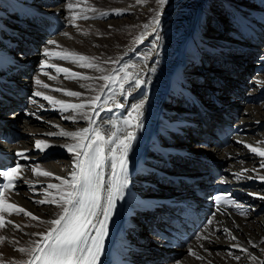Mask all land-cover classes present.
I'll return each mask as SVG.
<instances>
[{
  "label": "bare ground",
  "instance_id": "1",
  "mask_svg": "<svg viewBox=\"0 0 264 264\" xmlns=\"http://www.w3.org/2000/svg\"><path fill=\"white\" fill-rule=\"evenodd\" d=\"M58 1L59 0H0V86L5 91L14 92L13 86H9L7 82L13 84L19 81L18 77L21 75L16 74L18 69L16 67L19 65L18 58L20 61H23V64L28 63V60H24L23 58H29L30 62L35 60L39 61L36 67L30 66L26 69V72L31 73L29 76L33 75L32 78H27L28 81L25 77L20 79L22 82H30V86L33 87L30 93L28 87L25 86L26 93L22 95V98L27 99V105L17 107L18 110H13L14 112L12 111V113L8 114V117H16L12 123H16V121L20 120L19 123L16 124H18L19 128H22L23 138L21 140H19L20 136L14 138L13 141L15 143L5 147V150L15 156L17 151L28 149L27 155L30 159L19 160L21 164H39L41 169L53 172L54 176L68 178L70 172L73 170L74 154L69 153L62 145L74 143V141L58 135L44 136V133H56L61 129L68 132L78 131L88 127V121L79 118V116H77L75 122L70 119H64L63 117L73 115V113L71 111L67 113L61 112L57 110L58 106L54 109L48 101L44 100L42 97L33 96V93L40 91L45 95L53 96L55 99L70 103H80L82 100L97 95L96 89H99L104 83L98 79L71 80V82H67V79L64 78V73L57 74L51 68H46L45 71L49 72L51 75H57L58 78L56 80L48 79V77H45L40 71L41 61L45 60V57L42 55L45 48H49L52 51L67 49L89 57H97L98 63L105 70L104 73H99L94 69L78 67L68 61H61L58 59L50 60V63L69 68L71 71L80 73L81 75L99 77L102 74L113 72L115 69L126 67L129 73L137 75L139 79L144 81L139 87H136L134 83L125 84L123 95L117 91L115 97L116 103L122 104L123 107H116L113 103L109 102L107 108H110L111 111H100L97 109L99 115H94L93 119L97 125L104 127L107 133V131L111 130L110 126L112 122L119 124L123 119L127 118L129 112L137 103L143 102L141 117L143 126L136 130V138L127 156V167L129 178L128 187H136V184H140L141 189L146 191H152V189L146 187L147 185L143 183L144 179L147 178L146 175L150 176L151 174L145 173V170L142 168L141 160H157L159 164L148 161V165L153 169L161 166L162 160L157 156L167 151L170 145L176 144V139L178 137L177 132L183 130L182 127H184L183 121L195 115V109L192 108L186 111L183 105H181L188 103L186 102L188 96L181 90L180 86L188 93L193 91L201 101L209 104L202 89L198 90L194 88L195 81L190 80L191 75L189 73L191 71L188 70L190 62L193 61V59H196V64L198 61L197 58L205 59L201 49L203 45L206 46L205 49H207V52L209 51L208 49L211 48H220L225 53L230 52L229 54H231V56L234 52L230 50L239 51L236 54L239 55L240 53H249L252 47L255 48V55L260 60L261 66L258 70L251 71V82L254 83L253 86L258 91L264 90V84H257V81L264 82V19L258 14H255L251 19L246 18L242 16L240 12H236V9V11H232V14L230 12L231 8H233L232 6H234L233 4L239 6L247 4L245 7L250 10L257 9L252 5V2L250 3L251 0L174 1L176 8H173L170 13L165 15V18L169 17L166 19V25L164 26V22L161 19L160 25L155 31L150 29L146 32L153 33L155 38L154 41H151V35L148 37L144 35V38L148 39L143 45L138 47V54H131L133 58H136L135 61L132 59V56L127 54V48H132L135 41H137V37L135 36L139 34L143 22L145 21L142 17L143 14L149 12L150 0H147L143 8L136 3L124 7L128 9L127 18L123 17V19L121 18L117 21L108 22L100 21V19H95V21L94 19H89L85 21L84 24L90 26L101 24L104 30L103 34L86 31L83 27L81 28L83 23L80 22L76 24L79 30L77 27L71 26L69 18L70 13L66 8L67 0L64 6L61 5V7L58 4L54 5V3ZM240 1H243L245 4L240 3ZM256 1L262 5V9H264V0ZM45 3L48 4L47 7ZM214 3L219 5V7L227 8L230 12V22L234 25V27L230 29L224 25L219 26V29L224 31V33L220 31L221 34L217 37L213 34H207L211 32L207 31L211 21L210 15H216L211 12L209 4L212 5ZM40 4H44L43 6H45V8H42ZM217 10L220 9L216 8L214 12ZM103 11L109 12L111 10L107 9ZM209 12H211L210 15ZM234 13L237 17L234 16ZM93 15H95V13ZM108 17L109 15L106 18ZM50 19H54L53 23L66 25V27L59 31L54 37L48 34L50 22H47V20ZM222 20L224 21L225 19ZM216 21L215 24H218V19ZM42 26L48 27V29L45 30L44 28L43 30ZM109 26L112 27L110 28ZM258 29L261 30L260 38L255 33ZM112 30H114L113 33L119 31L120 34H126L124 37L126 41L124 39L108 37L107 32L110 33ZM64 32L69 33L70 38L62 35ZM83 32H88L89 35L85 36ZM19 35H23L21 39L18 38ZM25 36L27 39L23 40ZM131 36L133 37L132 39ZM31 40L38 46L37 53H26ZM49 40L57 41L60 47L57 48L54 45H49L47 43ZM259 42L262 43V45H253ZM12 43H14V48L9 47V44L11 45ZM228 43L230 44L228 45ZM214 45L215 47H211ZM145 48H147V56L144 59ZM140 49H143V51ZM21 51L25 53H22V55L17 54ZM138 58L141 62H137ZM125 60L127 63H125ZM105 61L108 62L105 63ZM113 61H117V63H113ZM200 64H203V62ZM34 71L35 73L33 74ZM202 75H206V77H204V79H206L205 81H208V79L212 80V76H214L213 74L207 75V72H202L198 76L203 79ZM43 76L46 79H41ZM196 76L197 75H195V77ZM37 78L43 83L48 84L50 88L45 89L36 85L35 80ZM242 83L246 85V81ZM81 84H90L93 85V88H84L81 87ZM55 88L76 91L83 95L81 98L68 97L63 95L62 92L50 90ZM237 89L242 91L240 86L237 87ZM110 93L111 89L106 88L104 89L103 95H108ZM29 94L30 96H28ZM172 94H174V98H169L173 96ZM8 98L10 97L6 93L0 92V101ZM171 103H174V105ZM17 105L18 104H12V106ZM234 107L235 110L238 111V115L243 116L239 122L247 124L246 128L258 130L260 125L264 123V103L260 105L238 104L234 105ZM3 108L0 107V113ZM27 113H35V115H28ZM196 113L198 117V112L196 111ZM55 114L60 117L54 118ZM18 116L20 118H18ZM37 116L40 117V119H37ZM41 122L42 125H40ZM54 125H58L59 127H54ZM36 139L46 140L53 146L45 152H38L34 149V142ZM238 140L257 146L258 141L264 142V128L253 135L248 132L245 135L239 136L235 138L226 149L222 151L212 150L210 151V155L228 163L225 179L229 177L238 183L236 188V192H238L237 200L242 205L248 207L249 211L247 215H240L234 210H230V212L222 211L223 214L226 213L225 216L221 215V218L212 217L211 220H213V224L206 225L198 234L207 236V240L198 241L194 239L189 245L190 247L187 246L181 249L174 258L165 264H252L251 260L245 259V253L239 248L230 246L236 243L247 248L249 253L256 255L261 261H264V251H262L264 250V243H262V241H264V210H259L264 205V199H260L258 195H249V193L264 195V182L260 181L258 178L259 175H264V169L260 168L262 158L251 153L243 144L237 143ZM259 146L264 147V143H260ZM167 154L172 155V151H168ZM50 156H52L51 160ZM57 156L59 158L54 160ZM14 159L15 161L18 160V158ZM242 169H255L256 171L254 172L250 171L245 173L246 176H252L254 178L237 181L232 174L240 172ZM106 172L107 175L105 176V180L107 181L110 178V168L107 165ZM24 177L25 179L16 181L15 192L12 194L6 192V196L9 197L11 203L23 207L40 219L33 221L30 217H25L23 214L19 216L21 218L15 215L6 216L7 220H11L16 225H19L20 229L15 230L11 228V226L6 229H0V236L6 237L5 241L0 242V261H2L3 264H20V262L27 260V255L20 253L18 249L20 247H27L32 240L39 239V237L32 236L31 233L45 232L49 225L43 224L40 221L53 219L60 211V209L53 204H37L35 202L45 198L44 193L47 184H59L58 180L54 177L34 176L32 172L27 169L24 171ZM157 178L159 179V177ZM49 191L55 193L56 190L53 189ZM245 196L247 199L243 200ZM136 211L138 213L140 209ZM110 223H112L113 226L108 236L107 249L99 264H120V261H109L105 258L107 250L110 248L118 249L122 254H132V249L129 244H127V240L130 241L134 247L135 244H140V238L135 235L131 228V226L134 225L140 226V222L136 224L132 222L124 223L120 220L119 213H116L113 218H111ZM225 227L237 237L236 241H231L227 234L222 232ZM205 228H207V231H205ZM119 230H121L122 233L116 236L115 232ZM8 241L15 242L9 243ZM249 241H252V244H249ZM253 244L257 245V247H253ZM185 249L188 250V253L189 249H193L200 256H203L204 259L200 260L192 255H188ZM230 253L240 255L241 260L237 262L234 258H231L232 256L229 255Z\"/></svg>",
  "mask_w": 264,
  "mask_h": 264
},
{
  "label": "snow or ice",
  "instance_id": "2",
  "mask_svg": "<svg viewBox=\"0 0 264 264\" xmlns=\"http://www.w3.org/2000/svg\"><path fill=\"white\" fill-rule=\"evenodd\" d=\"M159 6L167 4L168 0H156ZM136 4L143 5L147 0H135ZM66 8L70 13V23L73 27H77L75 21L77 19H103L110 13L100 11L87 0H67ZM79 9V11H77ZM95 13L89 16L88 13ZM115 15H122L121 10H113ZM161 11H155L151 24H144L142 27L148 29L152 27L155 31L160 24ZM111 28V26H109ZM62 35L69 37V33L64 32ZM83 35H89L88 32H83ZM70 38V37H69ZM137 41L143 39V35L136 38ZM49 45L60 47L57 41H47ZM42 55L45 60L41 61L40 71L50 80H56L57 75H51L45 71L46 68H51L55 73H64V78L67 80H101L104 83L99 89H96L97 95L92 96L80 103H70L64 100L55 99L51 95H45L43 92L36 91L33 93L35 97H42L61 112L71 111L73 115L63 117L70 119L73 122L79 118L88 121V127L78 131L68 132L61 129L56 133H46L47 136H61L74 141V143L62 145L69 153H73V170L68 178L54 176V173L48 170L41 169L39 164L24 165L19 163V160H29L27 155L28 149L17 151L15 156L18 158L14 166L7 169H0V179L5 182L0 183V229H6L9 226L15 230H19L20 226L13 221L7 220L6 216L21 215L30 217L31 220H39L40 218L33 213L27 211L17 204L11 203L6 192L12 194L15 192V184L17 180L25 179L24 171L30 170L37 177H54L59 181V184L49 183L46 186L44 199L35 201L37 204H53L60 211L55 218L47 221H40L43 224L49 225L45 232L31 233L32 236L39 239L32 240L27 247H20L18 251L27 255L28 259L20 262V264H98L104 247V239L107 235V222L112 216L116 207V201L124 198V190L129 186L127 156L131 149L132 143L136 138V130L143 126L142 108L143 102L137 103L129 112L127 118L117 124L111 123V130L105 132V128L97 125L93 116H98L100 111L108 110L109 102L116 107H123L122 104L116 103L115 97L117 91L123 95L125 84L134 83L139 87L144 83L137 75L129 73L126 67L115 69L108 74H102L99 77H89L80 73L71 71L69 68L60 67L55 63H50L52 59L68 61L78 67L85 69H94L96 72L104 73V69L98 63L97 57H89L79 54L74 51L63 49L61 51H52L49 48L43 50ZM108 61H105L107 63ZM117 63V61H113ZM36 85L45 89L50 86L43 83L39 78L35 80ZM257 84L264 82L257 81ZM116 86V87H113ZM81 87L92 89L93 85L81 84ZM111 89V93L103 95L104 89ZM51 91L62 92L68 97L81 98L82 93L65 90L60 88L50 89ZM35 102V101H33ZM87 109V111H86ZM35 115V113H27ZM40 119V117H36ZM54 127H59L54 125ZM243 144L251 153L261 157L260 168L264 169V147L253 146L245 141H237ZM53 145L46 140L36 139L34 149L38 152H45ZM110 168V178L106 181L104 175L105 166ZM254 172L255 169H242L240 172L233 173L234 178L239 181L242 179H251L252 176H246L245 173ZM259 180L264 182V175L258 176ZM56 190L55 193L49 190ZM34 190V188H33ZM249 195H258L260 199H264V195L249 193ZM217 211L220 205L232 206L237 213L246 216L244 206L236 201L229 199L227 196H216ZM103 219H100V217ZM208 225L213 224V220L207 221ZM207 231V228H205ZM223 232L227 234L231 241H236L237 237L232 234L228 228H223ZM6 237L0 236V242L5 241ZM196 239L207 240V236L197 235ZM14 243L15 241H8ZM252 244V241L248 242ZM264 243V241H262ZM202 246V245H201ZM231 247L239 248L245 253V259L251 260L252 264H264L256 255L248 252L247 248L242 247L239 243L231 244ZM253 247L257 245L253 244ZM264 251V250H262ZM189 254L196 259L203 260L193 249H189ZM235 260H241L240 255L229 254ZM0 264H3L0 261Z\"/></svg>",
  "mask_w": 264,
  "mask_h": 264
},
{
  "label": "rangeland",
  "instance_id": "3",
  "mask_svg": "<svg viewBox=\"0 0 264 264\" xmlns=\"http://www.w3.org/2000/svg\"><path fill=\"white\" fill-rule=\"evenodd\" d=\"M176 1H178V0H168V2H167V4L166 5H164V6H159L158 4H157V2H156V0H150V2H149V12H147V13H144L143 14V19H145V21L143 22V25L144 24H151V21H152V19H153V15H154V13H155V11H157V10H160L161 11V16H160V22H161V19H162V21L164 22V26L166 25L165 23H166V19H168V18H165V15L166 14H168V13H170L171 11H172V9L174 8H176V5H174L175 4V2ZM244 1H248V0H244ZM250 1V0H249ZM66 2V0H59L58 2H56V3H54V5L55 4H58L60 7H61V5H63L64 6V3ZM93 2H95V3H93ZM252 2V5L253 6H255L257 9H253V10H250L249 8H247V7H245V5H247V4H245L243 1H240V3H244L245 5L244 6H239V5H236V4H233L234 6H232L233 8H231V10H230V12H231V14H232V11L233 10H235L236 12H240V14L242 15V16H244V17H246V18H253L254 16H255V14H258L260 17H262L263 19H264V9H262V5H260L256 0L254 1V0H251L250 1V3ZM87 3H89V4H91L92 6H94L96 9H98V10H100V11H103V10H111V11H109V17L108 18H103V19H100V21H105V22H108V21H117L118 19H123V17H125V18H127L126 16H127V11H128V9L127 8H124V7H127V6H130V5H133V4H135V0H87ZM248 3V2H247ZM146 4V3H145ZM211 4V3H210ZM209 4V8L211 7V12H213V13H215L216 15H210V13L211 12H209V15L211 16V21H210V23H209V27L207 28V31H211V32H208L207 34H213L214 36H218L219 34H221V33H224V31H222V30H220L219 29V26H221V25H224L225 27H228L229 29L231 28V27H234V25L233 24H231V22H230V18H229V16H230V12L227 10V8L226 7H219V5H217L216 3H214V4H212V5H210ZM44 4H40V6L42 7V8H45V6H43ZM45 5H46V7L48 6V4H46L45 3ZM141 7L143 8V7H145V5L143 4V5H141ZM218 8V9H220V10H217V11H215L214 12V9H216V8ZM254 7V8H255ZM260 10H259V9ZM113 10H121L122 11V13H123V15H115L114 13H113ZM43 12H46V11H44V10H42ZM77 11H79V9H77ZM123 11H125V12H123ZM257 11H259V12H257ZM90 13V14H89ZM88 13V15L89 16H91V15H93L94 13H91V12H89ZM221 13V14H220ZM13 14H15V13H13ZM225 15V16H224ZM248 15V16H247ZM209 16V17H210ZM234 16H235V13H234ZM259 16H257V17H259ZM235 17H237V16H235ZM69 18H70V14H69ZM218 19V24H215ZM222 19H225L224 21L222 20ZM85 21L86 20H82V19H77L76 21H75V23L77 24L78 22H80V23H83L82 25H81V28L83 27V29H85L86 31H91V32H96V33H98V34H103L104 33V30H103V28L101 27V24H99V25H93V26H90V25H85L84 23H85ZM94 21H95V19H94ZM230 23V24H229ZM263 23H264V21H263ZM160 25V24H159ZM218 25V26H217ZM70 26V25H69ZM71 26H72V24H71ZM164 26H163V29H164ZM112 27V26H111ZM150 29H152V27H149L148 29H144L143 27L141 28V30L139 31V34H137L135 37H139V36H141V33H142V35H143V39L142 40H140V41H135V43H134V48L132 47V48H127L128 49V52H127V54H129L130 56H132V55H134V54H132V53H136V54H138V47L139 46H141V45H143V43L148 39H145L144 38V35H146L147 37L148 36H150L151 35V41H154V35H153V33L152 32H149V33H146L148 30H150ZM113 31L114 30H112V32H107V36L108 37H112V38H118V39H124V37H125V35L126 34H120V32L119 31H115L114 33H113ZM212 31H214V32H212ZM220 31H221V33H220ZM118 32V33H117ZM255 33H256V35L260 38L261 37V35H260V33H261V30L260 29H258L257 31H255ZM97 35V34H96ZM117 36V37H116ZM229 37H231V36H229ZM133 37L131 36V39H132ZM150 38V37H149ZM145 39V40H144ZM234 39V38H233ZM125 41H126V39H124ZM235 40V39H234ZM120 42H121V40H120ZM129 43V42H128ZM133 43V42H132ZM131 43V44H132ZM137 44V45H136ZM230 43H228V45H229ZM207 45H209V44H207ZM205 45H203V47H201V49H202V55H203V57L205 58V59H209V58H207L208 56H206V55H209L210 53L209 52H207L206 50L207 49H205ZM208 47V46H207ZM211 47H215V45L214 46H211ZM260 49H262V48H260ZM91 50V49H90ZM141 51H143V49H140ZM209 51H211V52H213V53H218V52H220V51H222V52H224L223 50H221L220 48H211V49H208ZM132 51V52H131ZM145 54H144V59L146 58V56H147V48H145ZM231 52H234V53H238V52H235V50H230ZM141 53H143V52H141ZM228 53H230V52H228ZM132 54V55H131ZM27 56V55H26ZM137 57V56H136ZM194 57V56H193ZM24 60H30L29 58H23ZM132 59H134V61H135V59L136 58H133V56H132ZM205 59H202V58H197V60L198 61H200V63H202ZM115 60V59H114ZM195 61H196V59L194 60L193 59V61H191L190 62V67L189 68H194L195 67V65H197L196 63H195ZM38 60H35V61H31L30 62V64H29V66H27V68L28 67H30V66H32V67H36L37 66V64H38ZM137 62H141V60L138 58V61ZM35 63V64H34ZM125 63H127L126 62V60H125ZM132 69V68H131ZM131 69H130V72H131ZM189 70V69H188ZM27 71V70H26ZM190 71V70H189ZM208 71H210V69H208ZM208 71H206L207 72V75H212L210 72H208ZM212 71V70H211ZM35 73V71L33 72V74ZM200 72H197V73H194V72H190L189 74L191 75V81H195V79H197V78H195V75H198ZM31 74V73H30ZM201 74V73H200ZM33 77V75H31V76H29L28 78H32ZM46 77V76H45ZM44 76L43 77H41V79H46ZM202 77H203V80H206V79H204V77H206V75L205 76H203L202 75ZM22 78H24L22 75L21 76H19L18 77V79H19V81H17L18 83H23L22 82V80H20V79H22ZM212 78H213V76H212ZM209 80V79H208ZM67 82H71V80H67ZM206 83H207V81H206ZM14 84V83H13ZM27 85V87H28V89H29V91H30V93H31V90H33V87L32 86H30V82L28 83H26ZM209 86V85H208ZM13 88H14V90H15V85H13ZM12 88V89H13ZM13 90V91H14ZM173 96L171 97H169V98H174V94H172ZM28 96H30V94L28 95ZM27 96V97H28ZM186 101V100H185ZM186 102H188V101H186ZM171 104H173L174 105V103H171ZM13 105H15V104H13ZM255 105V104H254ZM194 109V108H193ZM16 110H18V109H16ZM15 111V110H14ZM13 111V112H14ZM195 112H196V110H194ZM23 112V111H22ZM12 113V112H11ZM67 113V112H66ZM236 113L237 114H239L238 113V111H236ZM8 116V115H7ZM21 117H22V115H21ZM58 118V117H60L59 115H57L56 116V114H55V116H54V118ZM188 117V116H187ZM7 118V117H6ZM18 118H20L19 116H18ZM20 121V120H19ZM19 121H16V123H19ZM12 122H14V121H12ZM18 125V124H17ZM40 125H42V122L40 123ZM184 127H182V129H183ZM176 135V134H175ZM19 136H20V138H19V140H21L22 138H23V133H22V128H20V130H19ZM44 136H45V133H44ZM174 136V135H173ZM61 139H63V138H61ZM18 140V141H19ZM18 141H16V142H18ZM15 143V142H14ZM176 143H177V141H176ZM59 156H60V154H59ZM51 158H52V156H50V160H51ZM57 158H59L58 156L54 159V160H56ZM53 161V160H52ZM55 162V161H54ZM258 213H260V212H258ZM16 217H18V218H21V217H19L20 215H15ZM2 236V235H1ZM190 247V246H189ZM185 252L188 254V255H190L189 253H188V250L187 249H185ZM180 258V257H179ZM232 258V257H231ZM171 260V259H170ZM237 261V260H236ZM238 262V261H237Z\"/></svg>",
  "mask_w": 264,
  "mask_h": 264
}]
</instances>
